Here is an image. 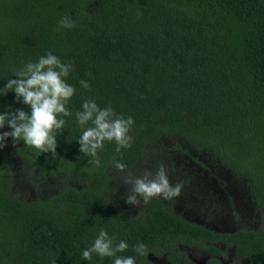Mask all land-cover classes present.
I'll return each mask as SVG.
<instances>
[{
	"label": "trees",
	"instance_id": "16d2710c",
	"mask_svg": "<svg viewBox=\"0 0 264 264\" xmlns=\"http://www.w3.org/2000/svg\"><path fill=\"white\" fill-rule=\"evenodd\" d=\"M65 16L75 27L59 25ZM48 52L73 65L72 115L62 117L56 158L11 138L0 150V264H114L83 259L101 228L128 244L117 255L135 264H153L152 252L186 264L178 242L215 251L204 241L218 238L247 264H264V214L258 228L220 234L187 220L174 198L129 205L133 185L122 181L161 163L168 178L183 172L186 182L187 164L220 166L264 208V0H0V88ZM85 99L134 120L131 147L117 152L105 142L99 166L79 151L76 113ZM17 109L30 112L14 92L0 94V113ZM20 181L32 198L19 193Z\"/></svg>",
	"mask_w": 264,
	"mask_h": 264
},
{
	"label": "clouds",
	"instance_id": "9594fccd",
	"mask_svg": "<svg viewBox=\"0 0 264 264\" xmlns=\"http://www.w3.org/2000/svg\"><path fill=\"white\" fill-rule=\"evenodd\" d=\"M59 25L69 29L75 27L66 16L59 21ZM72 71V64L64 63L52 52H48L38 61L28 62L14 73L17 79H9L6 86L0 88V94L6 95L12 91L18 103L22 102L30 108V112L17 109L14 112L0 113V129L5 126L10 129L0 132V150L7 146V140L11 138L14 145L23 141L26 146L41 153H51L53 158L57 157V136L66 125V120L62 117L72 115L67 106L76 89L66 82ZM79 83L83 88L89 87L85 80ZM81 108L76 113L77 122L84 129L78 139L79 151L91 158L89 163L100 165L98 151L103 150L105 142H114L117 152L131 147L132 137L129 133L134 125L132 117L117 116L110 106L100 108L94 100L85 99ZM89 124L91 126H87ZM113 163L117 170L125 171L124 163L117 160ZM128 177L125 183L133 185V194L126 197L129 205H139L141 201L147 204L150 200L159 198L171 200L180 195V185L173 186L170 183L163 163L155 173L145 170L142 176H135L134 180L133 174L129 173ZM127 248L128 244L124 241L114 244V238L101 228L92 246L85 249L82 256L84 260H91L95 254L101 258H114V264H135L133 257L117 255ZM135 251L144 255L146 246L137 243Z\"/></svg>",
	"mask_w": 264,
	"mask_h": 264
},
{
	"label": "rangeland",
	"instance_id": "374dc122",
	"mask_svg": "<svg viewBox=\"0 0 264 264\" xmlns=\"http://www.w3.org/2000/svg\"><path fill=\"white\" fill-rule=\"evenodd\" d=\"M201 157L205 162L211 161L212 159L208 154H203ZM187 165L188 166L186 167L190 168L192 172V177L189 178L187 182L185 181L187 178L181 174L183 172L180 174L172 172L168 178L173 186L177 184H184V186L181 187L180 195L178 197H174L175 201H178L179 204L177 207L178 211H180L185 217H187V214H184V211L186 213H189L190 211L192 216L190 221L196 223H201L206 217V223L211 227L222 228L223 225L221 222L223 224L229 222L231 225L227 227L232 229L233 225H235L234 229L257 227V224L260 220L251 214L252 208L250 205H253V202H251L248 198V193H246L247 188L244 182L238 178L239 176L237 178L232 177L231 180H229L225 175L228 171L220 166L214 168L216 170H213L208 175H206L204 173V169L198 167L197 164L193 165V167L191 164ZM212 173L220 175V178L216 176L214 177ZM126 180H128V176L122 177L123 185L125 184ZM220 181L224 182V185L220 184ZM217 183H219L220 186L217 185ZM16 188L22 197L32 198L34 196V194L32 195L31 189L23 181H20ZM119 188L122 189L121 184ZM223 189L228 190L225 191L227 194L233 192L234 196L244 194L243 201L238 200L237 206H235L234 209V213L237 215L235 216V223H233L230 212L226 206ZM255 204L258 206L257 203ZM134 207L140 208L141 203L139 205H134ZM261 211L264 212V208L261 209ZM187 247H191L192 249L195 248V246L187 245L186 241H180L177 243V248L179 249H184ZM151 257L161 259L164 257V254L152 252ZM201 257L202 254L197 252V258L201 259ZM151 262L153 263L152 260Z\"/></svg>",
	"mask_w": 264,
	"mask_h": 264
},
{
	"label": "flooded vegetation",
	"instance_id": "af4514ba",
	"mask_svg": "<svg viewBox=\"0 0 264 264\" xmlns=\"http://www.w3.org/2000/svg\"><path fill=\"white\" fill-rule=\"evenodd\" d=\"M225 170H227V169H225ZM227 171L228 172L225 175L228 177L229 180H231L232 177L237 178V175L234 174L231 170L228 169ZM210 172L211 171L209 169H204V173L206 175H208ZM212 175L214 177L216 176V177L220 178V175L213 174V173H212ZM220 184L224 185V182L220 181ZM217 185H219V183H217ZM246 188H247L246 193H248V198L250 199L251 202H253V205H250L252 208L251 214H253V216H256V218L260 220L257 224V227H254V228H258L262 223V218H263L262 214L264 212H262L258 208V206H256V204H255L256 201L254 202L253 194L250 193V189L248 187H246ZM223 190H224V194H225L224 199L226 201V206L230 212L233 223H235L236 222L235 216H237V215H236V213H234V209H235V206H237L238 200L243 201L244 194H241V195L239 194V195L234 196L233 192H230L229 194H227V192H225V191H228V190H225V189H223ZM184 214H187L186 218H187V220L190 221L192 218L191 212L189 211V213H186L184 211ZM198 224H200L203 227L212 229L216 233H220V234L233 233L238 229V228L234 229L235 225H233V229L228 228L227 226L231 225L229 222H226L225 224H223L221 222V224L223 225L222 228L211 227V226L207 225L206 217L202 220L201 223H198ZM191 241L190 242L186 241L187 245L195 246L194 249H192L191 247L184 248L185 250L180 249L184 253V261L186 262V264H247L248 261L250 260V258L247 255L240 253L238 251V248L236 246L232 245L231 243H229L227 240L224 241V240L218 238L215 241H211L209 239L204 241V244H206V245H215V247H216L215 251H211L209 248H203L197 244H192ZM197 252L202 254L201 259L197 258ZM151 254L152 253H150L148 255V257L155 264H174L169 260L167 253H165L164 257H162L161 259L151 257Z\"/></svg>",
	"mask_w": 264,
	"mask_h": 264
}]
</instances>
